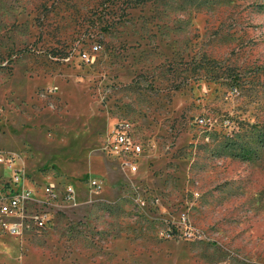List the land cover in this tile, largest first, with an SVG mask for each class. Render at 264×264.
<instances>
[{
    "label": "rangeland",
    "instance_id": "1",
    "mask_svg": "<svg viewBox=\"0 0 264 264\" xmlns=\"http://www.w3.org/2000/svg\"><path fill=\"white\" fill-rule=\"evenodd\" d=\"M0 157V264H264V0H0Z\"/></svg>",
    "mask_w": 264,
    "mask_h": 264
},
{
    "label": "built area",
    "instance_id": "2",
    "mask_svg": "<svg viewBox=\"0 0 264 264\" xmlns=\"http://www.w3.org/2000/svg\"><path fill=\"white\" fill-rule=\"evenodd\" d=\"M93 49L98 50V46L95 45ZM84 58L93 61L95 59V56L90 53L84 52ZM108 148L111 153L113 152L115 155H118L123 159V165L131 172L135 173L137 171V163L139 156H141L140 154L142 152V146L133 135L127 132L124 126H118L115 128L111 139L109 140ZM28 196L29 194L27 193V191H24V193L19 196L11 197V199L3 203V212H16L20 209V202L28 198ZM8 228L12 233L19 232L16 225H9ZM185 230L187 236L188 234H193V230L191 229V227L186 226Z\"/></svg>",
    "mask_w": 264,
    "mask_h": 264
}]
</instances>
